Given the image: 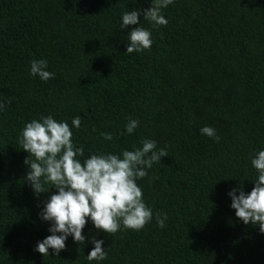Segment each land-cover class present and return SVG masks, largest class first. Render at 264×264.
Here are the masks:
<instances>
[{"label": "trees", "instance_id": "1", "mask_svg": "<svg viewBox=\"0 0 264 264\" xmlns=\"http://www.w3.org/2000/svg\"><path fill=\"white\" fill-rule=\"evenodd\" d=\"M152 0H0V264H89L92 237L101 264H264V234L245 225L228 192L250 193L251 157L264 149V0H174L153 44L127 54L121 15ZM44 58L55 78L29 74ZM81 119L73 140L91 152L119 153L157 142L168 156L138 181L153 220L108 235L89 222L86 243L70 237L60 256L36 252L50 235L40 218L56 189L35 194L25 177L20 134L41 115ZM129 118L139 127L128 135ZM208 125L220 141L201 135ZM113 135L111 142L100 135ZM83 159V158H82ZM50 185H45L49 188ZM167 213L165 227L155 213ZM96 264V262H92Z\"/></svg>", "mask_w": 264, "mask_h": 264}, {"label": "clouds", "instance_id": "2", "mask_svg": "<svg viewBox=\"0 0 264 264\" xmlns=\"http://www.w3.org/2000/svg\"><path fill=\"white\" fill-rule=\"evenodd\" d=\"M174 0H152L148 9L124 11L121 15V29L128 32L127 54L141 53L153 44L152 31L141 25L143 14L153 28L167 26L168 19L163 9L168 8ZM46 59H32L29 74L48 82L55 78L49 71ZM11 101H7V106ZM5 100L0 99V112L6 107ZM139 120L129 118L124 125L128 135L139 127ZM81 127V119L76 116L71 120H57L53 115H41L32 119L21 130L20 143L23 151L28 153L24 164L28 167L25 177L33 192L37 195L55 188L40 213V218L49 223L50 235L38 241L35 251L43 256H60L66 250V242L71 237L74 243H86L83 231L91 222L94 229L108 235L123 229L142 230L153 220V210L146 203L143 189L138 181L148 177L154 164L168 156L165 148L157 150V142L144 138L139 147L133 145L131 150L122 149L119 153L91 152L85 157V148L73 140V128ZM201 135L216 142L220 141L217 130L205 125L200 128ZM105 141L111 142L113 135L102 132ZM83 158V159H82ZM251 166L257 177L250 193L240 186L228 192L230 207L235 216L245 225L258 226L264 234V149L251 157ZM45 185H50L45 188ZM167 213H155L156 224L164 228ZM94 245L86 255L89 264H101L107 257L104 241L92 237L88 240Z\"/></svg>", "mask_w": 264, "mask_h": 264}]
</instances>
